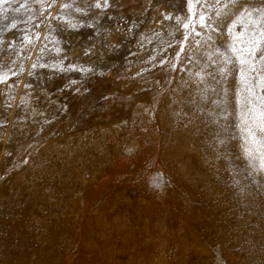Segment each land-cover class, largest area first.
Segmentation results:
<instances>
[{
    "label": "rangeland",
    "instance_id": "rangeland-1",
    "mask_svg": "<svg viewBox=\"0 0 264 264\" xmlns=\"http://www.w3.org/2000/svg\"><path fill=\"white\" fill-rule=\"evenodd\" d=\"M0 264H264V0H3Z\"/></svg>",
    "mask_w": 264,
    "mask_h": 264
},
{
    "label": "snow or ice",
    "instance_id": "snow-or-ice-1",
    "mask_svg": "<svg viewBox=\"0 0 264 264\" xmlns=\"http://www.w3.org/2000/svg\"><path fill=\"white\" fill-rule=\"evenodd\" d=\"M3 2V0H0V3H2Z\"/></svg>",
    "mask_w": 264,
    "mask_h": 264
}]
</instances>
